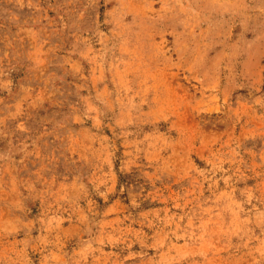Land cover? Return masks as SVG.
<instances>
[{
	"label": "rangeland",
	"instance_id": "obj_1",
	"mask_svg": "<svg viewBox=\"0 0 264 264\" xmlns=\"http://www.w3.org/2000/svg\"><path fill=\"white\" fill-rule=\"evenodd\" d=\"M0 264H264V0H0Z\"/></svg>",
	"mask_w": 264,
	"mask_h": 264
}]
</instances>
